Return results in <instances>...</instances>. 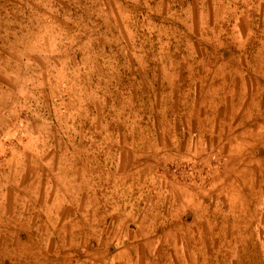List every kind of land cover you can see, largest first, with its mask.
Here are the masks:
<instances>
[{
    "label": "rangeland",
    "instance_id": "rangeland-1",
    "mask_svg": "<svg viewBox=\"0 0 264 264\" xmlns=\"http://www.w3.org/2000/svg\"><path fill=\"white\" fill-rule=\"evenodd\" d=\"M0 264H264V0H0Z\"/></svg>",
    "mask_w": 264,
    "mask_h": 264
}]
</instances>
